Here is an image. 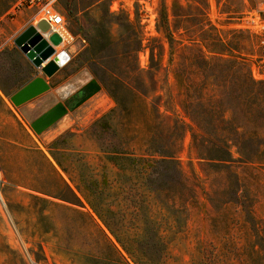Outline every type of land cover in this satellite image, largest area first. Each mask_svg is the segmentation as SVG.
Segmentation results:
<instances>
[{
	"label": "rangeland",
	"instance_id": "374dc122",
	"mask_svg": "<svg viewBox=\"0 0 264 264\" xmlns=\"http://www.w3.org/2000/svg\"><path fill=\"white\" fill-rule=\"evenodd\" d=\"M15 2L0 0V264H111L115 254L97 225L129 264L138 257L146 264H264V62L257 39L242 25L259 0H57L72 38L64 45L71 60L49 85L69 81V91L36 121L34 109L2 105L5 94L34 75L15 43L33 13L14 9ZM199 49L204 70L197 68ZM175 77L203 99H186ZM116 80L144 95L115 88ZM231 95L237 132L224 141L262 156L242 161L233 154L226 165L198 159L189 133L179 141L189 123L181 107L200 115L218 103L231 107ZM154 152L175 161L158 165L145 184L136 163L125 162L128 173L119 175L110 161L160 159ZM50 153L66 171L65 184L45 160L63 177ZM100 175L107 184L94 203L114 229L167 225L171 218L159 210L175 207L180 232L162 241L141 238L130 247L137 258H128L76 190L92 191ZM146 189L158 190L156 196Z\"/></svg>",
	"mask_w": 264,
	"mask_h": 264
},
{
	"label": "trees",
	"instance_id": "16d2710c",
	"mask_svg": "<svg viewBox=\"0 0 264 264\" xmlns=\"http://www.w3.org/2000/svg\"><path fill=\"white\" fill-rule=\"evenodd\" d=\"M63 10L67 16H70V9L68 7H63ZM34 33V30L32 27L27 29L24 33H22L16 40V44H22L28 39H30L32 34ZM167 38V36H166ZM164 47L161 46V53L157 54V62L161 63V57L163 56ZM47 56V55H46ZM243 56V55H241ZM240 55L237 56L236 59L241 60L242 62L246 61L245 59H242ZM150 57L151 59H154L155 54L154 51H150ZM198 58L199 63L197 65V68L199 70H204L205 67L208 66V63L204 59L203 52L199 49L198 50ZM51 68V72L56 71L57 69L52 65L48 64L44 71L46 73H49L48 69ZM51 74V73H49ZM176 85L179 89L182 90L184 96L188 100H200L203 99V94L196 91L195 89L191 88V85L189 82L185 81L182 78L175 77ZM116 85L115 88H119L120 90L127 91L130 94H135L138 96V94L144 95L141 90L130 88L125 82H119L118 80L115 81ZM101 84L105 87V84L101 82ZM116 89V90H117ZM108 94L111 96V98L116 102L117 105H121L120 101L116 98L115 90H107ZM228 100L231 102L229 106L225 108L220 103L215 104L216 107H204L201 109L200 115H197V113H194L191 111L189 107H181L182 111L184 113V116L186 119H188L189 123L183 125V128H181L179 133V141L185 137L187 133H189L192 148L194 150V154L198 159L201 160H209L214 161L217 163H220L222 165H226L227 163L232 161L233 154L236 156L239 160L242 161H248V160H257L260 156H262V153L260 151H248L240 145L239 143L234 142H225L224 138L228 136L234 137V133H236V128H234L233 123V117H232V109L234 108V96H229ZM229 115L230 118L227 119L226 116ZM205 121L207 125L203 126L199 122ZM155 137L152 136L151 140L153 141ZM232 148H234V153L232 152ZM155 154H158L160 159L154 160V159H148L146 157H140L138 159H134L129 156H120L113 159H110L113 165L118 170L119 175L127 174L128 171L123 167V164L125 162H134L137 164L138 173L140 174L141 180H143V184H145V181L148 179L149 176H154L158 174V165H170L174 164V156L170 153H163V152H154ZM50 156L52 157L53 161L55 162L56 166L64 173H66L65 169L61 165L60 161L50 153ZM152 156V155H150ZM44 157V156H43ZM45 158V157H44ZM45 160H48L45 158ZM51 169L53 171L57 172V169L53 166V164L49 163ZM175 171L179 172L178 167H176L175 164ZM94 189L92 191H84L81 186H77L76 190L80 194L82 198L86 200L88 205L90 206L92 212L95 214V216L98 218V220L103 224V226L107 229V231L112 235V237L116 240V242L120 245L123 252L127 255L128 258L133 260V258H137V256L132 255V251L130 247L133 243H136L139 241V239L148 237L149 235H152V237L155 240L162 241L166 238L167 233H174L176 229L178 230L180 228L179 225H177L176 221V213H179V209L173 207L172 211L167 209H162L159 211H162V215L169 216L171 220L167 225H161V224H154L148 229L138 228L132 232L129 231L126 227L121 229H114L112 225L108 223L105 216L100 212L99 206L94 203V200L98 198V196H101L103 194L105 185L107 184V181L103 175H100V179H95L93 182ZM144 186V185H143ZM158 190H151L146 189L147 196L154 197L156 196ZM189 194H190V190ZM171 194L170 202L173 203V205H176L175 198H178L179 200V194L176 187V184L171 185L170 190ZM191 194L189 195L190 201L192 202L194 199V190H191ZM172 221V222H171ZM174 223V224H173ZM97 229L99 233L102 235L104 241L108 244V246L111 248L112 252L115 254V260H111V264H129L127 259L122 255V253L117 249L115 244L109 239V237L106 235V233L103 231L101 227L97 225ZM122 237V238H121ZM135 261L136 264H146L144 259L141 257H138Z\"/></svg>",
	"mask_w": 264,
	"mask_h": 264
},
{
	"label": "built area",
	"instance_id": "2783aa9c",
	"mask_svg": "<svg viewBox=\"0 0 264 264\" xmlns=\"http://www.w3.org/2000/svg\"><path fill=\"white\" fill-rule=\"evenodd\" d=\"M56 2L57 0H16L13 6L14 9H25L33 13L30 21V25L34 30L32 37L35 34H39L40 40L36 41L33 46L27 40L19 48L20 50L27 48L28 51H34V56L31 60L26 58L37 70H43L45 64H52L57 70H60L71 60V52L64 45L72 38L66 29L64 16L55 6ZM244 20L245 23L242 25L257 39L258 56L264 62V0H259L257 9L249 12ZM41 21H45L48 24L49 30L47 33H42L38 30L37 25ZM53 33L61 38V43L58 46H53L49 41ZM43 41L45 45L41 46ZM37 47L41 48L37 51L35 50ZM47 49H50L51 53L44 57Z\"/></svg>",
	"mask_w": 264,
	"mask_h": 264
},
{
	"label": "crops",
	"instance_id": "0c3cea01",
	"mask_svg": "<svg viewBox=\"0 0 264 264\" xmlns=\"http://www.w3.org/2000/svg\"><path fill=\"white\" fill-rule=\"evenodd\" d=\"M16 45L19 48L20 44ZM23 56L26 60H28L24 54ZM28 62L30 63L29 60ZM33 70V77L27 79L17 89L3 96L2 105L5 109L10 108L13 111L14 109H17L21 112L24 111L26 113H30V111L34 109L36 110V113H38V116L33 120L36 121V119L50 112V110H52L53 107L57 106L58 103H62L60 98H62L61 96L69 91V81H67L66 84H63L60 87L57 86L55 88H51L49 85V80L53 78L59 70L51 72V68H49L48 71L51 74L46 73L44 69L37 70L34 66ZM56 94L58 97L56 96ZM46 162L49 165L50 161L46 160ZM61 173L63 177H60L58 172H56V176L60 178L61 181L65 184L64 179L68 181L66 173ZM70 186L73 187L72 184H70ZM42 195L47 196V194L45 193H42Z\"/></svg>",
	"mask_w": 264,
	"mask_h": 264
},
{
	"label": "water",
	"instance_id": "95a60500",
	"mask_svg": "<svg viewBox=\"0 0 264 264\" xmlns=\"http://www.w3.org/2000/svg\"><path fill=\"white\" fill-rule=\"evenodd\" d=\"M37 28L40 32L42 33H47L48 30H49V26L48 24L45 22V21H41L38 25H37ZM40 40V35L39 34H35L32 38L28 39V42L30 43V45H34L36 41ZM49 41L50 43L53 45V46H58L60 45L61 43V38L53 33L51 34L50 38H49ZM45 45V42L43 41L41 46ZM41 47H37L35 48V50H39ZM22 50V53L29 59L31 60L34 56V51H28L27 48H23L21 49ZM51 53V50L50 49H47L46 52L44 53V57H46V55L48 56L49 54Z\"/></svg>",
	"mask_w": 264,
	"mask_h": 264
},
{
	"label": "bare ground",
	"instance_id": "6f19581e",
	"mask_svg": "<svg viewBox=\"0 0 264 264\" xmlns=\"http://www.w3.org/2000/svg\"><path fill=\"white\" fill-rule=\"evenodd\" d=\"M47 35V34H46Z\"/></svg>",
	"mask_w": 264,
	"mask_h": 264
}]
</instances>
